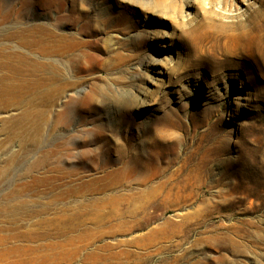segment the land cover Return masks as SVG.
Segmentation results:
<instances>
[{
    "label": "rangeland",
    "instance_id": "374dc122",
    "mask_svg": "<svg viewBox=\"0 0 264 264\" xmlns=\"http://www.w3.org/2000/svg\"><path fill=\"white\" fill-rule=\"evenodd\" d=\"M57 4V30L83 42L56 57L73 86L44 128L27 124L0 148V204L45 172L21 196L54 199L42 217L69 207L79 218L65 235L0 242V252L59 242L58 257L16 252L0 264H94L105 243H121L125 264L140 254L146 264H264V0H0V44L54 24ZM204 11L253 30L254 42L227 40L214 57L194 27Z\"/></svg>",
    "mask_w": 264,
    "mask_h": 264
},
{
    "label": "bare ground",
    "instance_id": "6f19581e",
    "mask_svg": "<svg viewBox=\"0 0 264 264\" xmlns=\"http://www.w3.org/2000/svg\"><path fill=\"white\" fill-rule=\"evenodd\" d=\"M202 5L205 7V3ZM61 11L62 7L57 4V16L54 24L45 22L31 25L22 29L16 37L15 45L0 44V112L7 111L13 107L21 108V111L16 113L17 115L15 116L0 115V122L2 123L0 131L5 132V137L0 139V148L3 151L7 150L10 145L9 142L25 135L28 129L27 124L38 132L40 128H44L52 106H54L66 88L73 86V81L65 76L62 69L56 63V57H62L73 47L83 42L77 37L76 33L57 30L56 26L60 24L63 17ZM194 27L202 31L203 39L206 42L214 43L215 47L210 51L214 57L225 56L222 48L224 47V42L227 40H231L236 45L239 43L240 46H243L253 43L256 38L253 30H245L240 23H225L212 17L206 11L195 22ZM195 29L189 27L188 31L191 32V30ZM25 118L30 121L24 122ZM14 156L13 153L9 155V162L13 160ZM3 172L4 170L0 171V179ZM203 173L205 174V170H203ZM48 178L45 172H42L40 176L33 174L29 179L19 183L15 188L17 190L13 189L11 195H5L3 203L0 204V223L7 221V224L5 226L0 225V231L14 230V232L0 235V242H13L23 239L45 240L51 236L49 229H52V227L56 228V230L61 228L64 232L60 231L58 233L56 231L57 235H65L68 229L74 227L79 214L77 212L72 213L69 207L62 214L48 219L47 216L42 217L41 214L45 215L46 211L53 209L54 199L49 200V202L40 203L37 198H25L24 196L23 198L21 196L23 191L29 192V187H32L35 182H46ZM50 179H55V175H50ZM71 191L75 192L74 189ZM71 191L67 189L65 193L68 195L71 194ZM30 193L36 194L37 189L32 190ZM78 208H81L82 215H84L88 213L86 210L92 207L84 204L83 207ZM7 218L10 219L7 220ZM33 218L35 220L30 221ZM82 222L83 220H80L78 223ZM24 225H33L38 230L37 233L34 236H30L26 233L27 231H21L20 228H23ZM67 237L70 238L69 236ZM73 243L66 242V244ZM59 247V242L51 241L38 242L35 245L28 246L3 247L0 257L7 259L8 254L16 252L19 255L33 254L37 259H42L46 256L58 257ZM120 248L121 243L103 244V254L100 256L101 261H94V264H125L121 256L125 254L126 250ZM80 250L81 248H76L71 255L78 254ZM132 254L135 253L131 252ZM139 256H135L136 259L131 260L128 264L148 263L149 256H143L142 258ZM86 257L92 256L91 254H87Z\"/></svg>",
    "mask_w": 264,
    "mask_h": 264
}]
</instances>
